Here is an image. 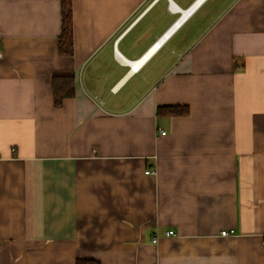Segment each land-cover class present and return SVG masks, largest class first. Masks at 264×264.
<instances>
[{
	"label": "crops",
	"instance_id": "1",
	"mask_svg": "<svg viewBox=\"0 0 264 264\" xmlns=\"http://www.w3.org/2000/svg\"><path fill=\"white\" fill-rule=\"evenodd\" d=\"M195 1L72 0L67 56L62 0H0V264H264V0L153 52Z\"/></svg>",
	"mask_w": 264,
	"mask_h": 264
},
{
	"label": "trees",
	"instance_id": "2",
	"mask_svg": "<svg viewBox=\"0 0 264 264\" xmlns=\"http://www.w3.org/2000/svg\"><path fill=\"white\" fill-rule=\"evenodd\" d=\"M63 29L59 40L62 55L70 56L74 52V25L72 0H62ZM54 102L61 106L65 98L74 96L75 79L72 76H55L53 79ZM188 105H161L157 107V115L184 116L189 114ZM77 264H99L94 261L80 259Z\"/></svg>",
	"mask_w": 264,
	"mask_h": 264
},
{
	"label": "built area",
	"instance_id": "3",
	"mask_svg": "<svg viewBox=\"0 0 264 264\" xmlns=\"http://www.w3.org/2000/svg\"><path fill=\"white\" fill-rule=\"evenodd\" d=\"M193 6V4L189 7V8H187V10H189L191 7ZM176 10H180L178 7H174ZM194 10H192L190 13H188V15L180 22V23H178L179 22V19H180V17H182L183 16V14H180V16L176 19V21L171 25V27L163 34V35H161L154 43H153V45H152V47H151V49H153V52H156L157 50H159L161 47H162V45H163V43L166 41V39L168 38V36L175 30V29H177L183 22H184V20L193 12ZM174 26H176L170 33H168L169 32V30H171ZM2 30H0V59L3 57V51H2V48H1V38H2ZM123 61H125V62H128V61H126V60H123ZM129 63V62H128ZM130 64V63H129ZM131 65V64H130ZM133 67V66H132ZM162 133L163 134H165V131H162ZM146 173H154V171H151V170H147L146 171ZM233 230H231V231H227V230H223L222 232H221V234L222 235H228L230 232H232ZM175 234V231L174 230H169L168 232H167V235H174ZM155 241L157 240V238L156 239H154ZM262 244L264 245V237H263V239H262Z\"/></svg>",
	"mask_w": 264,
	"mask_h": 264
},
{
	"label": "bare ground",
	"instance_id": "4",
	"mask_svg": "<svg viewBox=\"0 0 264 264\" xmlns=\"http://www.w3.org/2000/svg\"><path fill=\"white\" fill-rule=\"evenodd\" d=\"M203 0H196L194 3H193V6L189 9V10H183L182 11V9H181V14H183V16L182 17H180V19H179V22L178 23H180L187 15H188V13H190L192 10H194V8L200 3V2H202ZM176 26H174L171 30H169V32L168 33H170L174 28H175ZM153 50V49H152ZM148 55H150V54H148ZM148 55H144L143 57L144 58H142V59H140V60H136V61H131V60H126V61H128L135 69L136 68H138V66L137 65H140L141 63H142V61L148 56ZM234 232V231H233Z\"/></svg>",
	"mask_w": 264,
	"mask_h": 264
}]
</instances>
